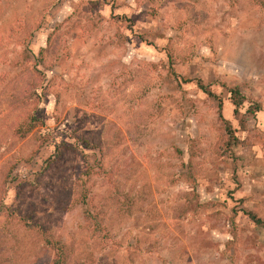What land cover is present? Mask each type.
Segmentation results:
<instances>
[{"label":"rangeland","instance_id":"rangeland-1","mask_svg":"<svg viewBox=\"0 0 264 264\" xmlns=\"http://www.w3.org/2000/svg\"><path fill=\"white\" fill-rule=\"evenodd\" d=\"M18 215L67 264H264V0H0V264H50Z\"/></svg>","mask_w":264,"mask_h":264},{"label":"trees","instance_id":"trees-1","mask_svg":"<svg viewBox=\"0 0 264 264\" xmlns=\"http://www.w3.org/2000/svg\"><path fill=\"white\" fill-rule=\"evenodd\" d=\"M229 99L234 106V112L238 113L239 108H241L243 104V95L240 93L239 89L237 86L232 87L229 89ZM258 105H250L247 107L245 110L244 116H242L240 120V125L244 128V124L249 120L246 117H253V115L257 112L258 110ZM33 125H28V127L25 129L24 133H28L31 131ZM55 161V158L48 157L47 159L44 160L43 164L39 166V171L38 173H35V178H38L42 176L51 166V164ZM3 206L5 204H2ZM250 218L255 219L256 223L260 222V219H257L253 214L247 213ZM18 219H20L18 215ZM23 224H28V228L32 230H36V232L39 234L41 241L43 242L44 246L50 250L53 251L54 255L51 259L50 264H67V259H68V250L65 247L64 243L59 239L56 238L51 232L48 230L44 229L42 226H39L37 224L31 225L30 223H27L25 221V218L23 217L22 219Z\"/></svg>","mask_w":264,"mask_h":264}]
</instances>
